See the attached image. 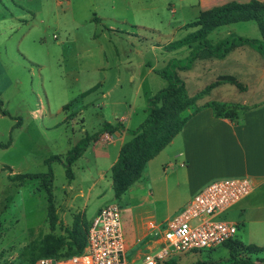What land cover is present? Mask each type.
I'll return each instance as SVG.
<instances>
[{
	"label": "rangeland",
	"instance_id": "rangeland-1",
	"mask_svg": "<svg viewBox=\"0 0 264 264\" xmlns=\"http://www.w3.org/2000/svg\"><path fill=\"white\" fill-rule=\"evenodd\" d=\"M191 4L189 0H116L95 13L78 14L57 8L50 0H0V264L30 262L49 234L63 239L64 252L72 251L69 232L78 224L84 235L89 211L96 205L119 206L127 239H137L150 223L162 231L177 212L174 204L148 197L150 188L113 199L110 176L86 200L91 179L76 166H72L74 179L68 180L63 165L52 163L53 177L45 178L46 187L41 179L21 184L16 177L46 174V159L59 155L64 162L85 134L98 133L103 123H114L128 111L136 112L128 123L135 130L143 122L137 123L138 116L147 113L148 98L167 86L156 71L189 54L188 47L164 48L197 30L201 9ZM229 34L261 38L255 22H242L214 30L208 40L216 43ZM99 66L106 69L93 72ZM177 74L185 83L186 97L196 99L182 116L216 103L236 107L240 117L249 105L264 101V59L247 46L221 60H197L190 70ZM118 76L121 86L115 84ZM98 84L101 87L95 88ZM107 89L111 92L103 97ZM73 101H77L76 115L69 108L62 111ZM50 203L58 217L54 231L47 220ZM225 218L237 221V212ZM145 251L144 244H138L128 249L125 260L141 264ZM196 261L264 264V253L251 256L241 251L232 259L220 247L178 260L180 264Z\"/></svg>",
	"mask_w": 264,
	"mask_h": 264
},
{
	"label": "crops",
	"instance_id": "crops-1",
	"mask_svg": "<svg viewBox=\"0 0 264 264\" xmlns=\"http://www.w3.org/2000/svg\"><path fill=\"white\" fill-rule=\"evenodd\" d=\"M50 1L51 5L54 4L57 8L64 6L78 14H90L97 12L100 6L113 5L116 0H53V3L52 0ZM249 1L251 0H189V3H192L190 6H199L201 13L229 2L246 3ZM257 1L264 2V0ZM105 69L99 66L94 68L93 72L99 73ZM133 79L134 75L130 73V80ZM119 82L120 76L115 79V84L121 86ZM96 87L100 88L101 84ZM110 92L111 89H107L102 96L105 97ZM71 106L67 108V111L72 110L76 115L74 105ZM62 111L65 110L62 109ZM243 111L237 123H232L228 119L215 117L210 104H203L191 110L186 115L190 118L179 134L147 163L140 180L121 196L135 190L150 188L147 192L148 197L164 199L174 204L178 212L195 193L210 181L220 178L246 177L254 185L253 192L222 217L225 218L230 212H237L238 220L233 222L237 223L239 228H243L242 234L236 239L245 246L254 245L264 248L262 243L264 241V101L249 105ZM134 115L136 112L128 111L127 115L116 117L117 121L114 123L105 122L110 125L120 124L124 130H118L114 135H100L72 164L81 170L85 178L91 179L87 188L88 198L86 200H89V196L97 187H101L107 176H110L108 187L115 199L112 190L111 167L117 161L122 145L130 139L126 131L131 130L128 123H131ZM145 116L147 113L146 115L143 113V117L138 116L137 123L144 121ZM79 121L84 127V120ZM85 136L86 134L83 138ZM80 196H83L81 190ZM95 196L100 198L101 193L97 192ZM103 206L96 205L89 211L87 227ZM151 225L154 224H148L137 239L132 237L129 240L122 224L127 249L130 250L138 244H144L147 247L152 233Z\"/></svg>",
	"mask_w": 264,
	"mask_h": 264
},
{
	"label": "trees",
	"instance_id": "trees-1",
	"mask_svg": "<svg viewBox=\"0 0 264 264\" xmlns=\"http://www.w3.org/2000/svg\"><path fill=\"white\" fill-rule=\"evenodd\" d=\"M67 1V0H59ZM242 22H255L261 33L260 39H250L229 34L216 43L210 42L208 36L216 29ZM197 30L186 34L183 38L169 43L164 49L175 51L182 47L190 49L189 54L181 60L172 59L167 65L156 73L167 81V86L147 100V116L145 120L135 129L127 130L130 139L120 149L117 161L111 167L112 190L116 199L120 198L132 185L137 183L147 163L156 157L182 130L190 116L182 114L192 107L195 98L186 97L185 83L178 76L177 71H188L197 60L224 59L232 50L247 46L256 51L264 59V2L251 0L246 3L229 2L211 9L202 11L196 21ZM93 89L85 92L82 96L90 93ZM73 101L65 106L63 110L76 103ZM214 116L225 118L232 123H237L239 114L236 107L227 109L225 105L210 104ZM245 110V109H244ZM244 112V111H243ZM6 114L5 112L3 113ZM118 130H124L122 125H110L105 123L102 129L94 134L87 135L67 152L64 162L59 155L46 159L48 165L46 174L17 175L19 183L28 179H41L45 185V178H52L51 165L60 163L65 169L68 180H73L72 164L83 155L89 144L100 135H114ZM47 220L51 231L55 230L58 217L55 207L50 203L47 207ZM87 230V227H86ZM85 234L81 232L78 224H75L69 232L72 251H63V239L49 234L45 237L40 253L30 262L22 264H35L44 257H68L82 252L86 244ZM229 251L232 259H237L241 251L254 256L264 253V248L254 245L245 246L237 239L223 245ZM165 264H180L176 259H170ZM191 264H206L196 261Z\"/></svg>",
	"mask_w": 264,
	"mask_h": 264
},
{
	"label": "built area",
	"instance_id": "built-area-1",
	"mask_svg": "<svg viewBox=\"0 0 264 264\" xmlns=\"http://www.w3.org/2000/svg\"><path fill=\"white\" fill-rule=\"evenodd\" d=\"M254 190L246 177L220 178L207 183L152 233L141 264H165L170 259L212 252L237 237L239 225L222 216ZM116 203L103 206L88 224L82 252L68 257H44L35 264H130Z\"/></svg>",
	"mask_w": 264,
	"mask_h": 264
}]
</instances>
